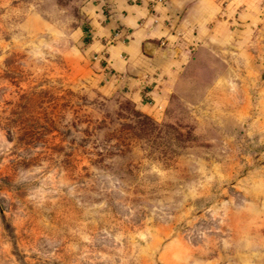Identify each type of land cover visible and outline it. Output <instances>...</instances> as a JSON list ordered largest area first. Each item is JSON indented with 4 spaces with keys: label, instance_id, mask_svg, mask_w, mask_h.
Segmentation results:
<instances>
[{
    "label": "rangeland",
    "instance_id": "rangeland-1",
    "mask_svg": "<svg viewBox=\"0 0 264 264\" xmlns=\"http://www.w3.org/2000/svg\"><path fill=\"white\" fill-rule=\"evenodd\" d=\"M88 1L0 0V264H264V0L149 110Z\"/></svg>",
    "mask_w": 264,
    "mask_h": 264
},
{
    "label": "crops",
    "instance_id": "crops-1",
    "mask_svg": "<svg viewBox=\"0 0 264 264\" xmlns=\"http://www.w3.org/2000/svg\"><path fill=\"white\" fill-rule=\"evenodd\" d=\"M262 0H89L84 7L89 52L114 83L161 104L201 47L257 19ZM247 21V22H246Z\"/></svg>",
    "mask_w": 264,
    "mask_h": 264
},
{
    "label": "built area",
    "instance_id": "built-area-1",
    "mask_svg": "<svg viewBox=\"0 0 264 264\" xmlns=\"http://www.w3.org/2000/svg\"><path fill=\"white\" fill-rule=\"evenodd\" d=\"M157 2H162V0H156ZM150 101V100H149Z\"/></svg>",
    "mask_w": 264,
    "mask_h": 264
}]
</instances>
